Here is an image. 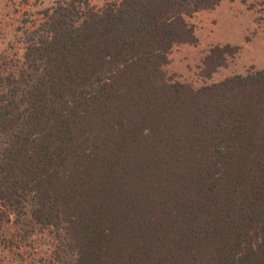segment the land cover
<instances>
[{"label": "trees", "instance_id": "1", "mask_svg": "<svg viewBox=\"0 0 264 264\" xmlns=\"http://www.w3.org/2000/svg\"><path fill=\"white\" fill-rule=\"evenodd\" d=\"M221 1L41 11L0 75V246L13 223L17 245L55 232L38 264H264V69L200 87L165 70Z\"/></svg>", "mask_w": 264, "mask_h": 264}, {"label": "rangeland", "instance_id": "2", "mask_svg": "<svg viewBox=\"0 0 264 264\" xmlns=\"http://www.w3.org/2000/svg\"><path fill=\"white\" fill-rule=\"evenodd\" d=\"M55 1L0 0V75L7 67L5 64L9 61L8 58L15 60L22 56V37L25 29H29L39 21L41 11L54 5ZM90 1L94 5L101 6L110 0ZM188 20L195 26L198 41L176 45L172 49L170 62L165 66V70L174 81L187 82L200 87L238 73L264 69V0H222L212 9L196 12L192 17H188ZM227 44L232 47L237 46L239 50L233 55L225 54V60L221 61L222 66L204 72L203 60L208 52ZM140 128L147 129L145 133H148L151 127ZM151 169V171L145 170L147 180L141 187L156 182L155 176L158 171ZM150 191H154V188L151 187ZM177 196H182V193L176 191L173 201ZM21 232L22 224L10 223L5 236L14 238L16 243L6 247L0 246V258L3 264H38V249L47 251L50 238L56 236L51 230L38 229L35 231L37 235L28 238L30 241L26 242V245H23L24 242L17 245L20 243L17 236ZM137 244L135 242V245Z\"/></svg>", "mask_w": 264, "mask_h": 264}]
</instances>
